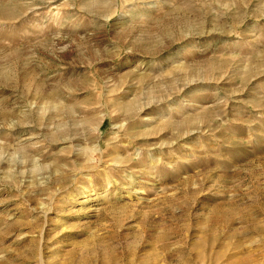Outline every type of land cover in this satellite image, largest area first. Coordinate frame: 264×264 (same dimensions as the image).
<instances>
[{"label": "rangeland", "instance_id": "374dc122", "mask_svg": "<svg viewBox=\"0 0 264 264\" xmlns=\"http://www.w3.org/2000/svg\"><path fill=\"white\" fill-rule=\"evenodd\" d=\"M0 264H264V0H0Z\"/></svg>", "mask_w": 264, "mask_h": 264}]
</instances>
